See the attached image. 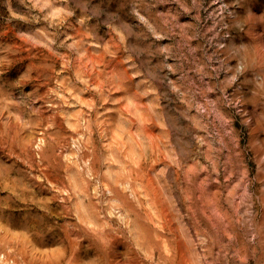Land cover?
Listing matches in <instances>:
<instances>
[{"label":"rangeland","instance_id":"rangeland-1","mask_svg":"<svg viewBox=\"0 0 264 264\" xmlns=\"http://www.w3.org/2000/svg\"><path fill=\"white\" fill-rule=\"evenodd\" d=\"M0 264H264V0H0Z\"/></svg>","mask_w":264,"mask_h":264}]
</instances>
